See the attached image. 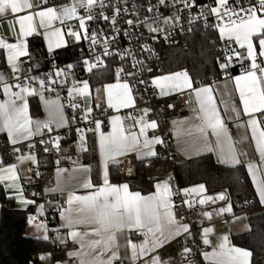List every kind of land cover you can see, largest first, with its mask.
I'll list each match as a JSON object with an SVG mask.
<instances>
[{
    "label": "snow or ice",
    "instance_id": "1",
    "mask_svg": "<svg viewBox=\"0 0 264 264\" xmlns=\"http://www.w3.org/2000/svg\"><path fill=\"white\" fill-rule=\"evenodd\" d=\"M162 9L169 14L165 15ZM193 9H197L195 15ZM184 13H187V16ZM9 15L15 17L14 23L10 24L11 35L0 36V49L6 53L7 65L11 70V75L0 71V89L4 97L0 99V134L6 136L11 146V152L6 155L14 156L16 162H11V159L5 162V159L0 157V187L5 198L18 201L20 207L35 205V197L39 193L32 192L33 198H28L24 187L25 184L34 187L32 177L41 176L38 170L40 162L34 150L40 146V156L50 151L59 153L60 141L66 138L59 134V130L73 131L75 121H86L91 125L74 128L78 138L76 150L78 153L89 151L88 133L92 134L94 143L98 142V164L101 169L98 183L93 184L89 175L80 184L81 188L87 190L85 194L78 195L75 191H68L63 203L48 202L50 207L59 210L62 221L60 228L70 229L64 237L60 236L59 228L55 229V239L66 243L68 237H71L74 242L79 243V250L68 253L70 257L79 258L78 264H124L125 260L130 264H170V259L163 260L157 250L177 237L184 238L182 254L191 252V248L187 246L188 237L192 235L191 226L182 222L183 217L177 219L176 208L179 206L175 204L173 197H178L181 192L185 196L193 192L203 193L206 191L205 185L199 184L174 192L172 178L169 177L157 180L153 185L154 190L143 194L139 190H130L128 183H112L110 180V169H125L129 176L132 174V161L128 159L130 154H135L137 160L144 162L157 156L154 145L163 143L160 137L153 135L150 138L148 135L149 129L158 127L156 120L147 119L152 109H136V99L140 91L137 85H144L147 90L149 83L148 79L141 78L145 73L150 77V83L159 89V96H167L174 91L191 90L190 94L197 105L193 109L192 119L199 121L197 124H191L187 130L189 135L193 132L197 134L193 150L197 154L200 151H214L221 162L230 164L233 168L244 167L251 178L258 202L264 205V0H204L201 3L197 0H155L154 3L147 0L146 4L132 3L131 8L129 0H72L70 4L59 0H53L52 3H49V0H0V18ZM128 15L132 18L125 19ZM121 19L124 25L133 29L146 28L150 35L137 37L135 33L129 32L128 27H117ZM185 19L189 25L193 21L202 20L206 29L218 30L216 43L223 41L221 53L217 56L218 68L225 77V86L228 81H233L239 93V106L235 102L229 105L221 101L225 104L224 113L227 115L222 116L211 85L194 82L186 70L156 75L145 60L137 59V54L132 48H121L115 53L121 60V66L114 70L115 82L102 84L100 88L95 89L94 98L90 96L89 81L77 80L69 71L77 66L89 73L97 69L93 74L98 80L109 78L106 76L107 69L101 68V56L113 55L109 48L116 44L121 32L126 37L132 36L137 42L148 39L155 41L156 34H164V39L167 40L173 29L180 27L184 30L181 21ZM71 21L75 23H70ZM98 21L108 25L113 34L110 39L106 35L102 36L104 29L90 26ZM57 22L66 26V35L76 48H79L77 42L88 40V51L92 55L88 56L85 50L80 49L81 59L74 63L63 67L54 65L40 75H30L31 72L39 70V65L36 68L29 67L28 73L22 72L20 58L28 56L31 59L28 37L34 34L42 35L48 42L49 52L54 47L60 48L66 43L65 32L56 26ZM16 24L19 26L18 32L14 31ZM40 29L43 31H39ZM101 42L104 47L99 55L95 54L93 49ZM233 44L236 47H233ZM138 47L140 53H147L149 58L155 55L147 43L138 44ZM128 57H131L133 71H127L124 67V61ZM235 66H238L239 74L233 76L231 71ZM69 76L73 77L70 87L67 86ZM36 84L39 85L38 89L34 86ZM63 88L67 90V105L71 116L65 113L64 104L61 102L59 90ZM46 92L49 93L48 96L45 95ZM101 92L106 97V108L103 109ZM51 93H55V98ZM35 96L39 97L47 113L45 119L33 118V115H30L29 97ZM77 97L81 99L77 100ZM167 106L172 107L171 104ZM94 108L100 112L99 117L93 115ZM121 108H131L137 114H107L108 109L118 113ZM127 121L131 123H126ZM226 121H236L238 127L250 128V138L254 141L258 162L248 158L247 152L237 149ZM103 126L110 127V131H103ZM45 135H48L47 140L44 139ZM210 135L215 139L210 140ZM35 137L39 139L34 141ZM248 139L249 137L244 135L240 138V143L243 144ZM20 141L28 142L27 154L21 153V149L16 147ZM25 162L35 165V169L30 166L24 171L31 175L21 176V168ZM55 163L59 165L60 160L57 159ZM77 163L73 161V164ZM77 170L90 174L92 166L81 164L78 169H73ZM64 171L65 169L57 167L56 186L45 188L46 193L59 192L64 195L65 189L60 180ZM232 178L236 183L240 182L239 176ZM217 200L225 202L224 207L215 210L217 215L232 212L227 190L215 196H204L198 202L182 200L180 206L192 208L194 203L205 205ZM44 209L45 204L37 206L39 214H43ZM200 215L210 220L213 212L203 211ZM27 222L38 232L42 231V236L38 238L49 239L46 220L37 223L36 217L29 215ZM200 223H203V220ZM86 225H93L90 232L81 233L76 230V226ZM213 231L212 227L202 229L201 239L205 245L211 243L209 234ZM133 232L142 234L143 239L139 243L133 242ZM125 233L129 235L125 236L124 246L131 251L130 256L121 257L119 237ZM89 236L95 239H87ZM50 255L42 254L39 259H50ZM202 255L209 264H252L253 253L247 248L232 245L228 236L222 235L218 237L212 251L203 252ZM57 264L61 262L58 261ZM184 264H187V261Z\"/></svg>",
    "mask_w": 264,
    "mask_h": 264
},
{
    "label": "crops",
    "instance_id": "2",
    "mask_svg": "<svg viewBox=\"0 0 264 264\" xmlns=\"http://www.w3.org/2000/svg\"><path fill=\"white\" fill-rule=\"evenodd\" d=\"M26 14V13H25ZM15 21V17L9 15L6 18H0V36H4V37H9L11 35L10 32V24L14 23ZM57 27H61L62 31L65 32V41L66 43L64 45H62L60 48H53L51 52H55L58 49L61 48H65L67 46H69L70 44H72L70 38L66 35V31L67 29H65L62 26L56 25ZM19 30V26L18 24L15 25L14 27V31L18 32ZM39 31H43V29H40ZM39 37V40L42 44V52L37 50L40 54L44 55L46 53H48V42L43 38L42 35H33L27 38L28 40V44H29V50L30 49H34L31 48L30 46V39L32 37ZM10 42H15L14 40H10ZM23 57L20 58V60H22ZM0 71H3L5 74L7 75H11V70H10V66L7 65V57H6V53L4 52L3 49H0ZM182 70H186V69H180V70H176V71H171V72H178V71H182ZM187 71V70H186ZM188 72V71H187ZM169 72L166 73H161L158 75H166ZM189 74V72H188ZM239 74V72H235L234 74H231L233 76ZM190 76V74H189ZM74 77L77 80H88L86 78H78L77 76L74 75ZM191 77V76H190ZM73 77H69L68 78V85L67 86H72L71 85V80ZM113 78V77H112ZM193 79V78H192ZM194 81V80H193ZM115 82V78H113L111 81L103 83V84H107V83H114ZM204 84H209L212 86V88L214 89V96L216 98V102L217 105L221 111L222 116L223 115H227L224 113V107L225 104L221 103V101H225L227 102L229 105H231L233 102L237 103V105L239 106V93L238 90L235 89V85L233 81H228L227 85L225 86V77L222 74V76L217 77V78H213L211 81L206 82ZM90 85V96L92 98H94L96 96V92L95 89L100 88L102 84H98V85ZM203 85V84H202ZM37 89L39 88V85L36 84L34 85ZM195 86V85H194ZM184 91H187L190 97V103L186 106V108L178 115L174 116L171 119V124L173 126V135H172V143L170 146V150L174 156V159L176 160L177 163L182 162L184 160H187L189 158H193L202 154H207V153H211L215 156L216 160L221 163V164H225V165H230L227 163H223L220 160H218L216 152H208V151H200L199 154H197L194 150H193V143L196 141V137L197 134L196 133H192L191 135L187 134V130L189 129L191 124H197L199 123L198 120H193V116H194V112L193 109L197 107L193 96L190 94L191 90L185 89ZM178 91H174L171 92L169 95H172L174 93H177ZM229 93L231 95H229ZM46 96L49 95V93H45ZM52 95L53 98H55V94H50ZM66 96H67V90H66ZM62 97V103L64 104V109H65V113H66V102H65V98L63 96ZM100 97H101V101L106 103V97L104 95L103 92L100 93ZM3 94H2V89H0V99H3ZM29 97V101H30ZM35 98L38 101L39 104V113L37 114H33L31 112L30 109V102H29V111H30V115H33V118H39V119H45L47 116V113L44 111V107L43 104L40 102L39 97L35 96ZM80 97H77V100H80ZM130 112H132L131 108H121L119 110V112L117 113L115 110L110 109V115L112 114H119L121 116H125L127 114H129ZM230 114V113H228ZM177 122V123H173V122ZM126 123H131V121H127ZM226 123L228 124L229 127V131L230 134L233 138V141L236 142V147L238 150L241 151H245L248 154V158H253L258 162V154L255 153V145H254V141L251 140V130L250 128H244V127H238L237 126V122L236 121H226ZM110 131V129L108 130ZM107 132V131H105ZM179 133V134H178ZM210 133V130H209ZM148 135L151 138L154 134V129H149L148 130ZM244 135H247L249 137V139L247 141H245L243 144L240 143V138ZM88 136V148L89 151L88 152H81L78 153L76 150V142L78 138H75L74 140V147H75V157L73 159H69L66 158L64 156H59V157H55L52 156L50 159V164H48V159L46 156L48 155H43L41 156V158L43 159V163L49 167H51L52 169V175L54 178V185L53 186H48L45 185L43 187V193L46 196V199H43L42 197H38L36 199V204L35 205H30L27 208H22L19 205L18 201H15V206L20 209V210H26V209H30V212L28 214L32 215V214H37V206L39 204H45V209L44 212H46L49 209V205L48 202L51 201L53 203H55L56 201H58V198H64L66 200V195L68 191H75L76 194L78 195H83L86 193L87 190L83 189L80 187V184L89 177L92 180L93 184L98 183V177L100 175L101 169L100 166L98 164V160H99V151H98V142L94 143L93 140V136L91 133L87 134ZM210 140H214L215 138L212 137L211 135L209 136ZM0 140L5 143V144H9V141L7 140L6 136L3 134H0ZM34 140V138H33ZM27 141H20L16 147H19L21 149V153L23 154H27L28 153V148H27ZM10 145V144H9ZM157 145H154V150L155 152L157 151ZM61 150L63 153H68L70 152V150L67 148V146L62 145L61 146ZM20 154V153H18ZM37 155V157L39 158V154L40 153H35ZM154 157H152L149 160L144 161L145 162V174L146 177L148 179L153 180V185L157 182V180H165L164 178H160V179H154L151 176V172H150V168H149V162L153 159ZM59 159L60 160V164L57 165L55 163V161ZM129 160L132 161L131 164V168H132V174H133V163L135 161H139L135 158V154H130L128 157ZM243 159V158H242ZM73 161H77V164H73ZM81 164H90L92 166V170L91 173H85L83 171L77 170V171H73L74 168L78 169V166ZM31 165H29L27 162L24 163V165L21 168V172L20 175L24 176V175H31L30 173H26L24 170L27 169L28 167H30ZM57 167H60L62 169H65L64 172L61 173L60 176V180H61V184L65 189L64 195L62 196L59 192H45V188H53L56 186V169ZM111 171V169H110ZM120 172L124 175H127V172L125 169L120 170ZM131 174V175H132ZM33 179V177H32ZM110 180L112 183H128V181L123 180V181H113L111 176H110ZM202 184V183H199ZM199 184H195L192 186H188L186 188H192L196 185ZM130 185V184H129ZM204 185V184H203ZM206 191L203 193H196L193 192V194H195L196 196L199 197V199L203 198L204 196H215L217 193L224 191V190H218L215 192H209L205 186ZM130 190L136 191L135 189H132L130 187ZM154 190V188L152 189ZM151 190V191H152ZM141 191V190H139ZM143 194H146L147 192H142ZM228 194V193H227ZM25 195L28 196V198H33L31 196L30 192L25 191ZM258 198V196H257ZM231 201V200H230ZM232 204V202H231ZM225 206V202L224 201H219L217 200L215 203H213V207L210 208L207 211L213 212L212 218L209 220L207 218L202 217L203 222H204V227H212L214 229L213 233L209 234V240L211 241V243L208 246V250L207 252H211L213 246L217 243V239L218 237L222 236V235H227L231 244L234 245L232 237L235 234H240V233H244L247 232L250 229V223H249V219L255 215L264 213V205L259 203V206L251 209V210H247V211H241V212H237L235 211L233 204H232V212L231 213H224L222 215H217L215 210L220 208V207H224ZM65 207H67V205H65ZM0 210H1V202H0ZM43 212V213H44ZM75 215V213H73ZM40 222V221H39ZM38 223V222H37ZM62 224V221L60 219V216L58 215V225L57 227L60 230V236L64 237L67 232L70 231V229L67 228H60V225ZM93 227V225H86V226H76V230L80 231L81 233L83 232H90L91 228ZM49 228V226H48ZM202 228V229H203ZM202 229L200 230V236L202 234ZM25 233L28 236H32V237H41L42 236V231L38 232L35 227L33 225H30L28 222L26 223V227H25ZM57 234V233H56ZM56 234H54L53 236L50 235V230L48 232L49 235V241L52 243V248L48 251L42 252L38 255V263L39 264H57V262H61V264H78V257H70L68 255V253L70 251L73 250H79V243H76L73 241V239L71 237H68L67 242L66 243H61L59 240H56ZM141 234V233H140ZM129 235L128 233H125L124 235H121L119 237V243L121 244V247L119 249V255L121 257H127L130 256V248H127L124 246L125 244V236ZM132 237V236H131ZM133 238V237H132ZM179 238L181 237H177L175 239H172L169 243L165 244L162 248L158 249V253L160 255V257L165 260L168 261L170 259V264H176L178 258L176 256V253H178V250L176 252H173L171 249V246H176L177 242L179 240ZM42 239V238H41ZM87 239H95V237L93 236H89ZM143 239V236L141 234L140 238H133V242L139 243L141 240ZM85 243H87V241H85ZM236 246V245H234ZM239 247V246H236ZM45 253H50V259L47 260H41L39 259V257L42 254ZM107 255V254H106ZM124 264H130V262L128 260L124 261Z\"/></svg>",
    "mask_w": 264,
    "mask_h": 264
},
{
    "label": "built area",
    "instance_id": "3",
    "mask_svg": "<svg viewBox=\"0 0 264 264\" xmlns=\"http://www.w3.org/2000/svg\"><path fill=\"white\" fill-rule=\"evenodd\" d=\"M53 0H49V3H52ZM59 2L63 3H71L72 0H59ZM154 3L155 0H152ZM198 3L204 2V0H197ZM207 2H210V0H207ZM135 3L137 5L140 4H146L147 0H129V7L131 8V4ZM82 11V10H81ZM162 11H164L162 9ZM197 9H193V15L196 14ZM147 14V13H144ZM141 18H143V15ZM165 15H168L169 13L167 11H164ZM108 15H111V13H108ZM150 15V14H147ZM185 16H187V13H184ZM127 18H132L131 15H128L125 17ZM70 23H75L74 21H71ZM183 31L181 30L180 27H177L172 30L171 36L167 40L164 39V34H156L157 38L155 41L153 40H139L137 42L136 39H133L132 36H125L123 32L119 34L117 37V42L116 44H113L109 48V52L113 53L111 56H101V59L103 61L101 68H110L112 69V77L114 78V70L117 67L121 66V60L120 57L115 55L117 51H119L121 48H132L135 50V53L137 54V59L145 60L146 64L152 68L153 73L156 75L164 73L163 72V67H162V54H161V46L162 44H181L184 40V38L192 33L194 30L200 28L206 33L214 32L216 34V37L212 39L211 43L215 44L216 46V54L217 56L220 55L221 53V46L223 44V41H220L216 43L217 38H218V30H213L212 28H205L203 21H193L191 25L187 23V20H182L181 21ZM57 25L61 26L59 22H57ZM91 27H97L99 26L100 28L104 29L103 35H106L109 39L113 35L109 31V27L107 24H105L103 21H98L96 23L90 24ZM65 29L66 26H62ZM117 27H128V30L130 33H135V35L138 37L140 35H143L145 37L149 36L150 33H148L146 28H139V29H133L131 26H126L124 25L123 19L119 21L117 24ZM190 29V30H189ZM80 44V49L85 50V54L88 56H91L92 53L88 51L89 49V41L88 40H82L80 42H77ZM144 43H147L151 46L153 52L155 55L151 56V58L148 57L147 53H140V49L138 47L139 45H142ZM104 44L101 42L95 49H93V52L95 54H100L101 50L103 49ZM233 47H236L235 44H233ZM31 59L28 56L23 57L21 60L22 64V72L28 73L29 72V67L36 68L37 65H39V70L38 71H33L30 73V75H40L44 72L49 71L50 68H52L54 65H60L63 67L64 65L74 63L77 59H81L79 56V53L76 57L70 59V60H59L57 57V54L55 52H48L44 55L40 54L37 50L35 49H30L29 50ZM217 60V57H216ZM222 62V61H220ZM218 64V62H217ZM124 67L126 68L127 71H133L134 69L131 66V57H128L124 61ZM96 70V69H94ZM70 72L73 73V75L77 76L78 78L82 79L85 78L87 72L86 70H82L79 66L75 67L74 69L69 70ZM235 72H239L238 66L233 67L231 74H234ZM142 79H148L149 83L147 85V90H145L144 85H137V87L140 89L138 93V98L136 99V109L148 107L151 108L152 111L148 113L147 119L149 120H156L158 123L157 129H154V134L155 136L160 137L163 140L162 144L157 145V156H155L150 162H149V168L151 172V176L154 179H168L171 177V183L173 185V190L174 192L178 189H183L186 188L182 186L179 182V179L177 177L176 173V166L177 162L174 159V156L170 150V146L172 143V135H173V126L171 124V119L180 114L186 106L190 103V97L187 91L183 92H177L172 95H167V96H159L158 92L159 89H156L155 86H153L150 83V77L148 76L147 73H145L142 77ZM213 79V78H212ZM194 82L198 84H204L206 82H203L200 79L194 80ZM60 95L65 98L66 102V114L68 116H71V111L68 109L67 105V96H66V88L60 89ZM157 93L154 95L153 93ZM55 94V93H52ZM134 95H136L134 93ZM171 104L172 107L169 108L167 105ZM101 108H106V103L101 101ZM133 115H136V111L132 109L131 112ZM79 111L77 112V115L79 116ZM107 114L110 115V109L107 110ZM93 115L99 117L100 112L97 111L95 108L93 109ZM90 127L86 121L83 123H80L79 121L73 122V131H66L64 129L59 130V134L62 137H66L65 139H62L60 141V148L62 145L67 146V148L70 150L68 153H63L62 150L57 153L56 151H50L47 154L44 155H52L55 157L59 156H64L66 158H71L73 159L75 157V147H74V140L77 138L74 128L75 127ZM54 127V126H53ZM110 127L108 126H103L102 130L103 131H108ZM89 134V133H88ZM39 139L38 137L34 138V141ZM44 139H48V135L44 136ZM28 150V149H27ZM35 153H40L41 148L40 146H37V148L34 150ZM11 152V146L9 144H5L0 140V157H3L5 159V162H8L9 159H11V162H16L14 156H9L6 155V153ZM40 162V167H39V172L41 173V176L39 178L33 176V184L34 187H29L27 184L24 185L25 191L27 192H36L39 193V195L36 197H42L43 199H46L45 194L43 193V187L45 185L48 186H53L54 185V178L52 175V169L51 167L45 165L43 162V159L41 158L39 154L38 158ZM33 169H35V165H31ZM229 196V195H228ZM173 200L175 204L179 207L176 208V217L177 219H180L183 217L182 222L183 223H188L191 226V232L192 235L188 237V247L191 248V252L184 255L182 254V246L184 244V238L181 237L179 238L177 245L176 246H171V249L173 252H176L178 250V253H176V256L178 258L176 264H184L185 261H187V264H209L208 261H206L203 258L202 253L207 252L208 246L203 243V240L201 239L200 236V230L204 226V222L200 223L202 219L200 213L203 211H207L210 208L213 207L212 202H208L205 205H199L198 203H194L192 208H188L187 206H180L182 200H191L198 202L200 199L198 196H196L193 193H189L187 196H185L182 192L179 194V196H174ZM231 200V199H230ZM58 201H61L62 203L65 201L64 198H58ZM236 204L239 206L245 205V201L243 200H237ZM66 205V204H65ZM64 205V206H65ZM33 216L36 217V222L46 220L48 222L49 230H50V235L53 236L56 234L54 231L57 229L58 225V215H59V210L58 209H53L52 207H49V209L44 212L43 214H32ZM133 238H140L141 234L139 232H133L131 234Z\"/></svg>",
    "mask_w": 264,
    "mask_h": 264
},
{
    "label": "trees",
    "instance_id": "4",
    "mask_svg": "<svg viewBox=\"0 0 264 264\" xmlns=\"http://www.w3.org/2000/svg\"><path fill=\"white\" fill-rule=\"evenodd\" d=\"M216 37L214 32L206 33L198 28L188 34L181 44H162L163 72L186 69L193 80L200 79L209 82L212 78L222 76L217 64L216 46L211 41ZM31 48L42 50L39 37L30 39ZM79 44V43H78ZM80 51L73 44L55 51L59 60H70ZM1 65V63H0ZM107 69L106 78L98 80L93 73L86 74L91 85L103 84L111 81L112 69ZM30 109L33 114L39 113V104L35 97L30 98ZM48 164L52 156H46ZM176 173L182 186L188 187L202 183L209 192L227 190L235 211H247L259 206L258 198L250 176L244 167L233 168L231 165L219 163L211 153L202 154L179 162ZM233 176H239L240 182L236 183ZM113 181L129 182L130 187L142 192L153 189V180L145 174V162L133 163V174L130 176L120 171L111 170ZM237 200L245 201L239 206ZM0 264H39L38 255L52 248L49 240L28 236L25 233L27 217L30 209L20 210L15 206L14 200L5 198L0 187ZM250 229L247 232L235 234L232 237L236 246L249 249L252 255V264H264V213L249 219Z\"/></svg>",
    "mask_w": 264,
    "mask_h": 264
},
{
    "label": "rangeland",
    "instance_id": "5",
    "mask_svg": "<svg viewBox=\"0 0 264 264\" xmlns=\"http://www.w3.org/2000/svg\"><path fill=\"white\" fill-rule=\"evenodd\" d=\"M69 77H72V76H69Z\"/></svg>",
    "mask_w": 264,
    "mask_h": 264
}]
</instances>
